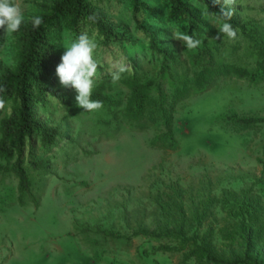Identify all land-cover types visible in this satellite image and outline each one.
<instances>
[{"label":"rangeland","instance_id":"obj_1","mask_svg":"<svg viewBox=\"0 0 264 264\" xmlns=\"http://www.w3.org/2000/svg\"><path fill=\"white\" fill-rule=\"evenodd\" d=\"M32 1L16 0L23 13ZM141 1L155 3L153 9L163 0ZM104 6L110 17L133 34L129 0H109ZM229 7L248 22L253 37L264 39V0H236ZM204 24L208 31L200 41L215 42L216 61L253 66V39L238 31L234 41L223 35L216 40L220 22L207 18ZM174 32L178 29H163L161 42L185 59L186 49L172 38ZM63 38L61 54L63 45L72 41L69 32ZM100 54L99 68L107 72L115 61L130 68L147 66L140 44L125 50L114 44ZM13 56L8 35L0 63H12ZM190 64L185 59L176 74ZM99 78L98 71L96 82ZM108 81L109 94L122 105L85 112L76 106L73 90L62 87L56 75L51 80L49 111L42 112L41 118L57 126L64 138L47 158L49 174L29 170L32 185L24 206L17 203V179L0 170V264H197L185 260L183 251L159 248L174 244L171 237L154 240L138 231L172 229L180 224L174 219L182 212L186 235L197 226L199 237L206 234L212 245L230 250L240 239L238 211L243 201L255 204V222L264 226V123L240 129L224 118L231 113L264 116V80L252 84L226 77L176 103L177 148L168 154L150 144L162 130L160 123L140 130L126 121L120 109L127 91L119 81L113 83L111 77ZM172 85L165 77L164 92L169 94ZM62 94L69 96L68 106L57 102ZM32 196L38 206L33 205ZM204 204L208 210L197 225L192 211ZM102 230L111 234L105 236ZM262 237L254 252L264 264Z\"/></svg>","mask_w":264,"mask_h":264},{"label":"trees","instance_id":"obj_2","mask_svg":"<svg viewBox=\"0 0 264 264\" xmlns=\"http://www.w3.org/2000/svg\"><path fill=\"white\" fill-rule=\"evenodd\" d=\"M105 1L109 0H33L30 8L23 13L24 22L19 31L9 36L14 52L13 62L0 63V85L7 88L6 92L0 93V97L6 100V109L0 111V170L11 173L17 179V203L20 206L26 204L25 194L31 190L29 170L49 174L51 167L47 158L51 149L64 138L57 126L42 120L41 113L49 111L50 84L60 63V46L66 33L69 32L72 40L84 31L94 37L98 44L95 60L101 59L100 53L110 45L116 44L123 50L136 44L142 45L147 66H134L122 74L119 84L126 89L127 95L120 110L124 119L140 130L160 123L162 130L150 140V144L165 154L177 148L173 131L176 103L192 93L212 88L226 77L244 79L252 84L264 80V39L253 37L248 22L237 16V9H234V15L228 22L248 40H254L253 66L248 68L233 62L216 61L214 49L218 50V47L215 42H202L194 50L184 47L185 59H189L191 64L176 74V69L183 66L185 59L175 48L161 42V31L174 27L178 32L200 40L208 31L204 20L211 18L218 21L222 4L213 6L212 0H163L162 5H155L152 9L155 3L129 0L135 29L133 34H129L123 25L108 15ZM36 16L42 17L43 23L33 28L31 18ZM7 37L0 30V52ZM96 61L101 65L99 60ZM98 71L100 78L91 98L109 107L121 106V100L109 94L111 84L108 79L111 76L102 68ZM165 77L173 84L169 94L162 87ZM57 99L61 106L70 104L67 95H57ZM219 117L222 118V114ZM224 118L240 129L264 123V116L231 113ZM31 201L38 206L35 197L32 196ZM254 207L253 202L240 203L238 229L241 235L237 240L238 246L230 250L212 245L206 234L199 237L197 226L190 235H186L182 210L174 219L180 220L178 226L160 231L141 230L137 234L154 240L171 237L174 244H163L159 248L183 251L185 260L193 259L197 264H263L254 252L255 244L264 234V226L255 222L257 209H252ZM207 208L204 204L202 209H193L192 219L197 225L206 216ZM101 232L105 236L111 234L105 230Z\"/></svg>","mask_w":264,"mask_h":264},{"label":"clouds","instance_id":"obj_3","mask_svg":"<svg viewBox=\"0 0 264 264\" xmlns=\"http://www.w3.org/2000/svg\"><path fill=\"white\" fill-rule=\"evenodd\" d=\"M236 0H212L213 6L220 5L216 40L221 36H226L230 41L237 38V30L229 23L234 15V9L229 7L234 5ZM207 16V13L204 14ZM89 19H94L90 17ZM24 22L23 9L16 0H0V30L6 35H12L19 31ZM33 28H38L43 23V18L36 16L31 18ZM172 38L180 41L188 50L197 49L202 41L194 39L192 35L174 32ZM65 51L60 57V63L56 66L55 75L59 83L66 89L75 92V103L78 108L85 112H95L103 108V102L93 100L92 94L96 84V77L100 65L94 59V53L98 44L94 37H90L87 31L81 32L69 44L63 45ZM130 71V67L122 61H115L110 64L108 74L112 82L116 83L122 78V74ZM7 91V88L0 85V93ZM6 109V100L0 97V111Z\"/></svg>","mask_w":264,"mask_h":264}]
</instances>
